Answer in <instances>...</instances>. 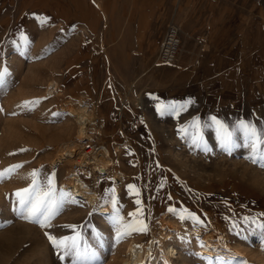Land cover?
Segmentation results:
<instances>
[{
    "label": "rangeland",
    "instance_id": "374dc122",
    "mask_svg": "<svg viewBox=\"0 0 264 264\" xmlns=\"http://www.w3.org/2000/svg\"><path fill=\"white\" fill-rule=\"evenodd\" d=\"M98 9L99 0H0V104L4 95L13 99L5 121L17 125L7 140L0 128V232L11 229L18 238L12 244L0 241V264H73L76 250L66 254L49 236L77 237L86 264H112L128 224L146 226L137 231L144 244L153 238L146 264H163L160 236L179 233L195 242L196 231L211 238L216 251L207 258L183 249L179 264H264V143L253 152L241 128L242 123L254 127L264 138L263 27H254L251 64L237 66L235 77L206 75L205 82L188 89L189 77L175 61L162 64L172 73L171 85L165 87L164 75L158 82L164 91L123 98L116 52H102L103 66L91 63L81 17ZM95 53L100 58L101 52ZM21 55L17 78L8 80L11 63ZM51 81L54 93L47 92ZM69 106L92 115L83 134ZM229 133L236 145L230 150L223 143ZM59 142L110 156L112 165L96 183L83 178L99 192V203L111 207L108 216L68 195L71 170L48 169ZM49 188L51 203L62 201L55 214L40 216L41 223L27 218L16 193L30 189L47 199Z\"/></svg>",
    "mask_w": 264,
    "mask_h": 264
},
{
    "label": "crops",
    "instance_id": "0c3cea01",
    "mask_svg": "<svg viewBox=\"0 0 264 264\" xmlns=\"http://www.w3.org/2000/svg\"><path fill=\"white\" fill-rule=\"evenodd\" d=\"M99 3L97 13L91 11L81 17L86 44L95 67L105 64L102 52H116V83L123 98H135L138 92L141 97H155L164 91L158 85L162 75L165 87L171 85L172 73L159 59L169 22L179 29L180 45L175 61L189 77L188 89L194 83L205 82L206 75L235 77L237 66L251 64L254 27L262 26L264 33V0H99ZM64 21L72 23L73 18ZM94 51L101 52L100 58Z\"/></svg>",
    "mask_w": 264,
    "mask_h": 264
},
{
    "label": "bare ground",
    "instance_id": "6f19581e",
    "mask_svg": "<svg viewBox=\"0 0 264 264\" xmlns=\"http://www.w3.org/2000/svg\"><path fill=\"white\" fill-rule=\"evenodd\" d=\"M18 59H19L18 62L11 63L14 66L12 65L13 67H11L12 70L10 71V74H9L10 77H8V80L9 78L10 80H14V79H11V77L15 78V76L17 78L16 74L20 71V68L22 66L23 56L21 55L20 58ZM10 83H12V81H10ZM8 86L9 85H7V87ZM8 88L6 90H8ZM10 90H11L10 92H12V89ZM55 91H57L56 83L55 81H51L47 87V92L54 93ZM12 94L13 93H10V95ZM12 96L15 100V95L13 94ZM2 97L3 98L5 97V98L3 99L4 102L2 106L0 104V128L2 129V131H4L3 133L5 134L6 136L5 138L7 140L8 138L12 136L14 137V135L16 134L17 125H15L13 122L9 121L10 123H7L5 121L6 117H8V111L10 110V108L13 107L12 106V103H14V101H12L13 99L5 95ZM21 97L18 96L17 99ZM17 101L19 102V100ZM20 105L22 104L20 103ZM14 109H15V106H14ZM67 111L79 120L80 122L79 132L80 134H83L84 133L83 126L85 125V122L92 120L91 119L92 115H90L89 112L82 106H69L67 108ZM9 112H13V111L10 110ZM15 115L16 114H14V116ZM18 115L20 116L22 114L19 112ZM21 117H18V118L21 119ZM33 127L37 130L39 129L36 124H34ZM68 140L71 141V139H68ZM97 152H98L97 149L85 150L84 147H82L81 149L80 147L78 149H75L74 146H72L70 143L63 145V143L61 144L59 142V144L55 148L54 154L52 155L51 160L49 161L47 167L50 171H54L55 169L56 171H64V172L67 170L68 171L71 170L72 177H71L69 184L67 185L68 195L70 197L80 200L81 202L83 201L88 206V208L94 207L99 216L106 217L112 212L111 207L108 204H100L98 201L99 192L97 191V189H95L92 186L90 189L89 186L85 184V181L83 180V178L85 177H90L92 178V180L93 179L95 180V182L91 184L93 185L94 183L97 182L95 178L100 173H104V169H106V167L112 165V160L107 153L105 152L97 153ZM71 167L73 169H76V171H73ZM5 212H7V210ZM168 231H172L170 227L168 228ZM178 231L180 230L178 229ZM196 232H197V235L199 236L198 237L199 239H197V241L195 242L188 239L187 237L182 236V234H179V233L175 235L173 234L174 237L171 239L169 238L164 239L165 238L164 236H160L159 246L160 245L161 247L163 246L165 250V259H164L163 264H171L172 262L179 264V260L184 259V256L182 253L183 249L189 250V251H199L202 256H205L207 258L212 257V255L214 254V251H216L217 249L216 244L211 238L209 237L202 238V234L199 231H196ZM14 235L15 234H13V231L11 229H6L4 231L1 230L0 241H6V242L8 241L11 244L16 243L18 241V238L15 237ZM143 235H142V232H137V231L127 235V237L123 240V242L120 244L118 249L116 248L118 250L119 255L114 257L115 259H113L112 264H146L147 259L152 253L154 241H153V238L151 237L152 239L149 241V243L144 244L142 241ZM168 260L171 261V263H169ZM154 263L159 264L158 260H154L150 264H154Z\"/></svg>",
    "mask_w": 264,
    "mask_h": 264
},
{
    "label": "snow or ice",
    "instance_id": "6c2138e0",
    "mask_svg": "<svg viewBox=\"0 0 264 264\" xmlns=\"http://www.w3.org/2000/svg\"><path fill=\"white\" fill-rule=\"evenodd\" d=\"M2 75L3 74H0V78H2ZM221 128H223L222 125ZM241 128H243L245 131L246 142L251 147L252 151L256 152L258 150L257 145L264 143V138H262L261 134H259L254 127H249L248 125L242 123ZM223 143L229 148V150L232 147L236 146L231 142L230 133L226 134L223 137ZM261 158L264 159V153L261 154ZM0 179H3V174H0ZM49 183L51 184V182ZM16 195L19 198V203L22 207V211L27 212V218L35 219V222L37 223H41L39 219L40 216H45V219H48L52 215H54L55 210L58 209L60 203H62V201L56 202L55 204L51 203L52 201L51 188H49L48 193H45V197H47V199L43 197H37L30 189H25L23 192H17ZM137 203H139V201H137ZM124 227H125V233H124L125 235H129L131 231H146V226L137 228L133 224H128L125 225ZM262 227H264V225H262ZM49 240L52 242L54 247L65 249L66 254L72 252L73 250H76L77 258L73 260V264H86V261L80 258V253L78 251L77 237H65L64 239L57 241L53 237L49 236ZM61 259H63V257H61Z\"/></svg>",
    "mask_w": 264,
    "mask_h": 264
},
{
    "label": "built area",
    "instance_id": "2783aa9c",
    "mask_svg": "<svg viewBox=\"0 0 264 264\" xmlns=\"http://www.w3.org/2000/svg\"><path fill=\"white\" fill-rule=\"evenodd\" d=\"M179 45L180 35L178 26L174 22H169L159 52L160 61L164 64L173 63L177 58Z\"/></svg>",
    "mask_w": 264,
    "mask_h": 264
}]
</instances>
